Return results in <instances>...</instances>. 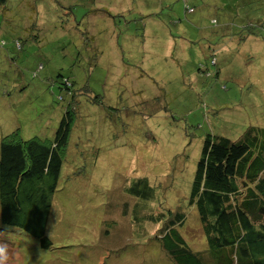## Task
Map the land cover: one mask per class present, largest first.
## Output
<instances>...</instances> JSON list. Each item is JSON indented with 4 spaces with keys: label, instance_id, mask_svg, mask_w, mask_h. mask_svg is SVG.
<instances>
[{
    "label": "rangeland",
    "instance_id": "1",
    "mask_svg": "<svg viewBox=\"0 0 264 264\" xmlns=\"http://www.w3.org/2000/svg\"><path fill=\"white\" fill-rule=\"evenodd\" d=\"M263 19L264 0L0 6V140L52 141L75 107L51 246L0 221L8 264H172L158 238L176 210L188 247L213 264L192 182L207 137L264 145ZM139 177L152 189L131 196Z\"/></svg>",
    "mask_w": 264,
    "mask_h": 264
},
{
    "label": "trees",
    "instance_id": "2",
    "mask_svg": "<svg viewBox=\"0 0 264 264\" xmlns=\"http://www.w3.org/2000/svg\"><path fill=\"white\" fill-rule=\"evenodd\" d=\"M6 2L0 0V6ZM259 26L264 29V19ZM63 85L71 87L67 79ZM74 111L69 103L52 141L23 140L18 130L0 140V221L21 229L42 248L51 246L48 220ZM253 146L259 149L257 155ZM139 184L152 189L147 178L139 177L131 196H141ZM190 196L189 205L202 226L213 264H264V145L256 137L249 142L243 137L235 141L207 137ZM127 209L122 208L124 214ZM186 221L185 213H170L159 234L161 248L172 264H208L182 237Z\"/></svg>",
    "mask_w": 264,
    "mask_h": 264
},
{
    "label": "clouds",
    "instance_id": "3",
    "mask_svg": "<svg viewBox=\"0 0 264 264\" xmlns=\"http://www.w3.org/2000/svg\"><path fill=\"white\" fill-rule=\"evenodd\" d=\"M10 259L7 243L0 241V264H8Z\"/></svg>",
    "mask_w": 264,
    "mask_h": 264
},
{
    "label": "built area",
    "instance_id": "4",
    "mask_svg": "<svg viewBox=\"0 0 264 264\" xmlns=\"http://www.w3.org/2000/svg\"><path fill=\"white\" fill-rule=\"evenodd\" d=\"M189 11H192L191 9H189Z\"/></svg>",
    "mask_w": 264,
    "mask_h": 264
}]
</instances>
